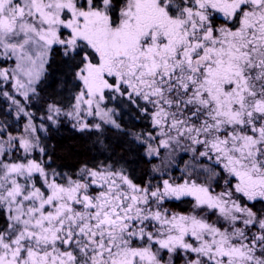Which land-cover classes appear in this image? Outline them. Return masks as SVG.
Returning a JSON list of instances; mask_svg holds the SVG:
<instances>
[{"label": "snow or ice", "instance_id": "6c2138e0", "mask_svg": "<svg viewBox=\"0 0 264 264\" xmlns=\"http://www.w3.org/2000/svg\"><path fill=\"white\" fill-rule=\"evenodd\" d=\"M0 264H264V0H0Z\"/></svg>", "mask_w": 264, "mask_h": 264}]
</instances>
